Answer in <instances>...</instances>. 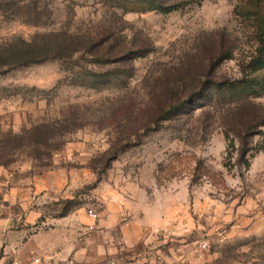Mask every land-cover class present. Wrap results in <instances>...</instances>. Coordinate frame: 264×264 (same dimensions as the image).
Masks as SVG:
<instances>
[{"label":"rangeland","instance_id":"rangeland-1","mask_svg":"<svg viewBox=\"0 0 264 264\" xmlns=\"http://www.w3.org/2000/svg\"><path fill=\"white\" fill-rule=\"evenodd\" d=\"M138 1L155 0H0V221L25 228L11 188L44 179L51 188L38 204L41 227L29 232L70 243L33 250L29 260L264 264V149L249 169L238 152L235 166H224L235 105L203 109L197 98L208 79L241 77L264 32V0H158L183 4L125 12ZM190 97L194 108L161 117ZM254 103L260 111L264 95ZM252 140L264 145L262 134ZM29 187L35 203L42 192ZM117 207L123 221L146 219L162 256L145 261L109 247L115 241L97 228ZM72 214L91 222L87 232L54 221ZM6 241L0 255L12 258L3 264H14L24 243Z\"/></svg>","mask_w":264,"mask_h":264},{"label":"trees","instance_id":"trees-1","mask_svg":"<svg viewBox=\"0 0 264 264\" xmlns=\"http://www.w3.org/2000/svg\"><path fill=\"white\" fill-rule=\"evenodd\" d=\"M139 2L132 3L133 6L124 7L125 12L132 10L145 12L155 9L167 12L177 9L183 4L178 3L164 6L158 0L150 2L147 5ZM257 15L258 11H256L255 16L257 17ZM259 18L262 17L258 16L257 19L259 20ZM261 27L262 29L264 28L263 25ZM34 60L29 59L25 63L35 62ZM177 86L174 83L173 90ZM202 89L203 92L201 91L202 93H199L200 97L197 98L204 97L206 103L202 104L201 107L203 109L219 108L218 106H227L226 104L235 105V112L232 114L234 123L228 128L231 131L224 132L227 142V154L224 166L232 169L235 166V162L233 161L234 155L238 152L239 163L242 162L245 168L249 169L251 158L255 156V153L264 149L263 144L256 143L253 145L252 140L257 134L264 135V107L259 111L255 105L256 103H254V99L264 95V32L260 33L259 46L256 48L253 57L242 69L240 78L233 80L208 79L207 82H204ZM207 90H210V92L206 93ZM193 100H196V97H190L184 101L175 99L167 111L163 112L164 109H161V117L163 119H171L182 111H188V108H194ZM231 132H234V135ZM16 136L19 137V135ZM236 138L239 140V145L236 143Z\"/></svg>","mask_w":264,"mask_h":264},{"label":"crops","instance_id":"crops-1","mask_svg":"<svg viewBox=\"0 0 264 264\" xmlns=\"http://www.w3.org/2000/svg\"><path fill=\"white\" fill-rule=\"evenodd\" d=\"M28 180H31V179H28ZM28 180L26 179V181ZM26 183L28 186H24L21 193L18 192V188L12 187L11 192H10V198L15 199L18 197L20 199L23 208L26 209L25 225L27 227L30 224L31 228L25 227L22 229H18V228L14 229V226L11 225V223L7 219L8 217H6L4 220L0 221V243L3 242L4 238L5 240H7L6 242H7L8 248L9 247L14 248V246H17L16 243L19 240H21L22 243H24L23 244L24 253L21 256L20 260H18V258L16 260L13 259L14 264H41L43 262L41 257H40V261L37 263L33 261L34 259L29 260V253L31 251L36 250L37 252L43 253L46 248V245H49L50 247V244H51L52 248H55L56 246L62 247L66 245V243H70V241H66L64 237V239L60 238V239H55L54 241L52 240V242L51 241L48 242V238H46L42 232H36V234L34 235L30 234L29 231L33 228L34 225H36L34 226V228L36 227L37 230L41 227V225L37 224L38 219L41 217V207L38 204L39 202H41L40 199H44L45 196L49 195L50 190L49 189L47 190V188H51L50 187L51 184L47 183L44 179H34L32 183L30 181ZM30 184H34L35 188L38 191L42 192V197L41 198L38 197V200L35 203L33 202V199H32V195H31L32 192L29 187ZM58 188L59 187H57V189ZM115 210L116 211H113V214H111V216L107 220H102L99 225L100 228L99 229L97 228L98 230L97 232L101 235V237H105V238L111 239V241H115V243L112 242L109 245V247L110 246L120 247V249H123L125 251L134 249L136 250V253L138 254L141 253V257L144 255L143 260L145 261H146V258H145L146 255H150L152 259L153 258L156 259L157 257L162 256L161 251H163V248L160 245L161 242H158V241H155L154 243L150 242V240L154 241L155 236H152V235H155L156 233L150 232L151 229H147V231H144L143 229L142 224L147 223L145 218L141 219L140 221L139 220L137 221L135 217L133 220L123 221V219L127 220V218L126 217L122 218L121 214L119 213L118 207ZM75 215L77 217V213H75ZM82 215L83 214H79L78 217L82 219L83 217ZM124 215L125 214L123 213V216ZM76 217H73V214H72V215H69L68 219L66 218L63 221H58L56 219H54V221H56V224L59 223V225H61L62 223L64 224V223L69 222L70 224L72 223L73 225L72 227H74V229L79 230L81 228L82 230H85V232H87L88 226H92L91 222L88 220H85L86 226L85 224H83L84 226H82L77 223L75 219ZM117 242L120 244L116 245ZM85 245L87 246V244ZM78 246L79 245L77 244L74 249L75 251H77ZM87 247L89 248L92 247V244L89 243V246ZM81 251L82 250H78L76 254L80 255L81 253V256H82L83 254ZM8 258H12V255H8V254L0 255V264H3L6 259L8 260ZM73 259H75V257H73ZM140 259L142 258H139V260ZM84 260H86V258H84Z\"/></svg>","mask_w":264,"mask_h":264},{"label":"built area","instance_id":"built-area-1","mask_svg":"<svg viewBox=\"0 0 264 264\" xmlns=\"http://www.w3.org/2000/svg\"><path fill=\"white\" fill-rule=\"evenodd\" d=\"M89 214H90L92 217H94V218H98V213H97L96 211H94L93 209H91V210L89 211ZM34 261L37 263V262L40 261V258H39V257H36V258L34 259Z\"/></svg>","mask_w":264,"mask_h":264}]
</instances>
